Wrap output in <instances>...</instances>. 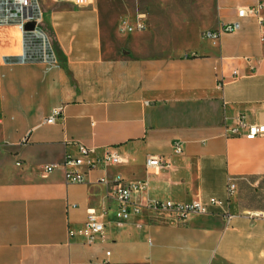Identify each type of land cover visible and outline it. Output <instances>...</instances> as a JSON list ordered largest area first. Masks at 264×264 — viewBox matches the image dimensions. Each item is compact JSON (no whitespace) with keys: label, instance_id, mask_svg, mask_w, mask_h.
<instances>
[{"label":"crops","instance_id":"1","mask_svg":"<svg viewBox=\"0 0 264 264\" xmlns=\"http://www.w3.org/2000/svg\"><path fill=\"white\" fill-rule=\"evenodd\" d=\"M39 1L55 65L5 64L21 35L0 28V264H264V136L225 134L240 116L264 124V8L237 18L264 0H198L194 11L176 0ZM139 14L145 30L122 33ZM236 21L239 31L204 38ZM80 146L86 160L127 162L80 167L85 182L67 184L64 164ZM150 157L167 164L147 169ZM115 177L146 184L131 194L143 206L225 205L184 221L144 208L118 228ZM90 209L104 216V243L69 236Z\"/></svg>","mask_w":264,"mask_h":264},{"label":"built area","instance_id":"2","mask_svg":"<svg viewBox=\"0 0 264 264\" xmlns=\"http://www.w3.org/2000/svg\"><path fill=\"white\" fill-rule=\"evenodd\" d=\"M88 0H74L77 8L85 7ZM264 8V3L259 2L254 7H240L237 9V18L245 19L258 17L260 11ZM144 15L139 14L136 17L135 24L123 21L120 26L122 33H130L134 31L145 30L143 22ZM33 24L31 29H26V25ZM15 26L21 35V52L15 56L3 58L5 64L10 65H28L42 64L55 65L57 58L52 40L44 27L43 8L39 0H0V28ZM241 29L239 21L233 23H221L216 30L206 31L204 38L218 40L224 34H232ZM242 75L238 71L232 73V80L241 78ZM61 116V109L53 110L51 116L45 121L47 124H53L57 118ZM248 140H254L257 137L264 136V124L248 125L245 118L240 116L236 119L233 127L226 129L225 134L231 137L242 135ZM174 153H183L179 143L173 145ZM81 158L69 159L64 164L65 181L67 184H80L85 182L84 173L79 168L85 167L87 171L97 170L106 166H117L127 162L125 158L108 153L104 157L96 160H86L91 153L90 149L84 146L79 147ZM165 161L150 157L146 160L147 169H156L162 167ZM167 164V163H166ZM165 164V165H166ZM57 167L54 165L46 166L47 173L52 172ZM100 183L106 184V180L101 178ZM112 192L110 193L117 204L118 208L115 215V225L123 228L133 215H139L142 209L157 213H168L177 215L181 221H184L191 214H207L212 207L224 208L225 202L215 198L208 201L197 200L189 204L177 205L171 202L149 201L143 206L131 200L132 192L143 191L146 189L145 183L126 184L121 177H115L111 181ZM235 185L230 183L228 186V195H232L235 191ZM103 214L99 215L93 209L87 213V220L82 228L77 231L69 232L70 237H82L87 244L104 243L107 241L106 225L103 220ZM232 216L226 213L229 220ZM107 255H110L109 253Z\"/></svg>","mask_w":264,"mask_h":264},{"label":"rangeland","instance_id":"3","mask_svg":"<svg viewBox=\"0 0 264 264\" xmlns=\"http://www.w3.org/2000/svg\"><path fill=\"white\" fill-rule=\"evenodd\" d=\"M179 4H184L187 2H190V4L193 6L192 7V11L196 10V7H197V1L198 0H176Z\"/></svg>","mask_w":264,"mask_h":264},{"label":"water","instance_id":"4","mask_svg":"<svg viewBox=\"0 0 264 264\" xmlns=\"http://www.w3.org/2000/svg\"><path fill=\"white\" fill-rule=\"evenodd\" d=\"M33 27V24L26 25V29H31Z\"/></svg>","mask_w":264,"mask_h":264}]
</instances>
